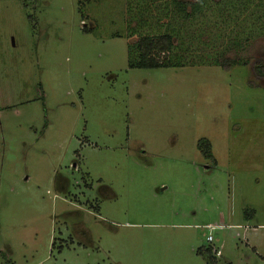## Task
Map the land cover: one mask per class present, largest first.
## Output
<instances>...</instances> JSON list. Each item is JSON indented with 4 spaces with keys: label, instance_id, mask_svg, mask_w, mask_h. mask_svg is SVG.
Masks as SVG:
<instances>
[{
    "label": "rangeland",
    "instance_id": "rangeland-1",
    "mask_svg": "<svg viewBox=\"0 0 264 264\" xmlns=\"http://www.w3.org/2000/svg\"><path fill=\"white\" fill-rule=\"evenodd\" d=\"M205 2L184 41L245 66L129 68L126 0H0V264H264V0Z\"/></svg>",
    "mask_w": 264,
    "mask_h": 264
},
{
    "label": "trees",
    "instance_id": "trees-1",
    "mask_svg": "<svg viewBox=\"0 0 264 264\" xmlns=\"http://www.w3.org/2000/svg\"><path fill=\"white\" fill-rule=\"evenodd\" d=\"M127 1V29L134 35L135 41L129 43V68L135 69H160L171 66H179L172 62V57H179L181 60L187 59L192 55L207 56L204 60H209L212 64L228 69L236 65L245 66L246 63L240 59H233L228 56L230 48L242 49L246 44L245 41L229 38L224 36L225 49L222 52L202 51L197 48H189L190 40L184 41L185 33L192 31V26L197 22L205 21V0H164L166 4L155 5L154 0H126ZM260 4V3H259ZM257 5V9L264 17V4ZM252 4H245L244 9L248 12L252 10ZM131 13V15H130ZM158 17L152 21L151 15ZM162 17V18H160ZM163 20V22L161 21ZM191 26V27H190ZM228 24L222 25L225 33ZM145 31L144 33H141ZM155 31V32H154ZM188 32V33H189ZM187 34V33H186ZM210 41H215L210 39ZM201 46L202 43L196 44ZM214 44L204 43V46L210 47ZM237 51V50H234ZM191 62V61H190ZM183 63V61H181ZM253 76L258 79H264V59H256L251 67ZM197 150L203 158L210 160L215 164L212 155V148L208 140L200 139L196 144ZM250 210H245L250 216ZM207 260V264H214L215 251L211 246L200 251Z\"/></svg>",
    "mask_w": 264,
    "mask_h": 264
},
{
    "label": "built area",
    "instance_id": "built-area-1",
    "mask_svg": "<svg viewBox=\"0 0 264 264\" xmlns=\"http://www.w3.org/2000/svg\"><path fill=\"white\" fill-rule=\"evenodd\" d=\"M207 228H208V229H212V228L209 227V226H208ZM206 240H207L208 243H211V242L213 241V239H212V237H211L210 235L206 237Z\"/></svg>",
    "mask_w": 264,
    "mask_h": 264
}]
</instances>
